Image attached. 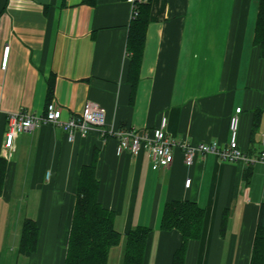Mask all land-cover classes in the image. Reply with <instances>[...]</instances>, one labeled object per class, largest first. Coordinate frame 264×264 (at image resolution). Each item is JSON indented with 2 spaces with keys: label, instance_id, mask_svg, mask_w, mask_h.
<instances>
[{
  "label": "crops",
  "instance_id": "obj_1",
  "mask_svg": "<svg viewBox=\"0 0 264 264\" xmlns=\"http://www.w3.org/2000/svg\"><path fill=\"white\" fill-rule=\"evenodd\" d=\"M258 7L255 0H153L134 89L131 1L0 0V264H65L81 172L94 159L99 203L115 214L121 234L107 264L124 263L126 236L138 228L151 230L143 264H173L182 235L160 227L173 201L205 209L202 237L188 243L185 264H250L264 204L263 163L245 166L208 154L187 167L177 149L170 166L153 170L146 153L118 156L115 138L103 141L93 131L69 141L50 125L18 136L12 157L4 142L10 114L45 112L52 79L51 102L64 121L95 103L111 130L152 132L167 117L168 134L192 145L226 148L230 119L242 108L239 148L258 157L264 133ZM27 219L40 230L31 256L19 251Z\"/></svg>",
  "mask_w": 264,
  "mask_h": 264
},
{
  "label": "trees",
  "instance_id": "obj_2",
  "mask_svg": "<svg viewBox=\"0 0 264 264\" xmlns=\"http://www.w3.org/2000/svg\"><path fill=\"white\" fill-rule=\"evenodd\" d=\"M130 1V0H125ZM153 0H134L133 15L129 25L127 53L130 56V81L133 88L139 81V70L144 53L147 31L151 20ZM258 3L255 40L264 58V0ZM95 4L96 0H85ZM55 84L49 82L47 105L54 98ZM256 123L253 128L255 130ZM3 165L0 162V194L3 186ZM100 184L96 176V159L81 172L78 199L73 219L65 264H107L109 251L121 241V234L115 229V214L105 209L98 200ZM205 222V209L192 201H173L163 210L161 229L178 231L183 238L181 248L175 253L173 264H185L187 246L200 240ZM151 230L138 228L127 234L126 252L123 264H143L147 239ZM40 230L34 220L24 222L19 251L25 256L36 252ZM250 264H264V204L261 207L258 228Z\"/></svg>",
  "mask_w": 264,
  "mask_h": 264
},
{
  "label": "built area",
  "instance_id": "obj_3",
  "mask_svg": "<svg viewBox=\"0 0 264 264\" xmlns=\"http://www.w3.org/2000/svg\"><path fill=\"white\" fill-rule=\"evenodd\" d=\"M133 2L134 0H130ZM10 47L5 48L3 68L7 67V58ZM242 108H237L235 115L230 119V143L226 148H221L217 142L192 145L188 141H175L167 132L168 119L163 117L160 126L152 132H139L133 128L119 131L111 130L106 124V113L103 108L95 103H87L79 115L71 116L67 121L63 120L62 109L51 102L47 105L44 113L21 111L8 116L7 130L5 134V148L12 157L16 148L18 136L24 133H32L43 125H50L63 129L69 138L74 141L77 134L88 137L91 132L97 131L103 141L115 138L117 155L130 154L138 157L142 153L148 154L153 170L166 168L174 162L175 150L182 152L184 163L192 167L198 155H215L219 160L228 163H240L252 166L257 163L264 164V133L263 150L256 158H251L243 153L238 144V129ZM191 180L186 182L190 187Z\"/></svg>",
  "mask_w": 264,
  "mask_h": 264
}]
</instances>
